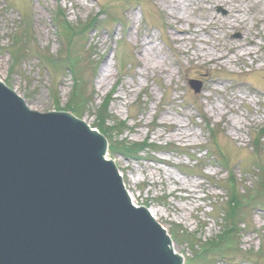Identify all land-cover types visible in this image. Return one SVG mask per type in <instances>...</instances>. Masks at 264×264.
<instances>
[{
	"label": "rangeland",
	"instance_id": "obj_1",
	"mask_svg": "<svg viewBox=\"0 0 264 264\" xmlns=\"http://www.w3.org/2000/svg\"><path fill=\"white\" fill-rule=\"evenodd\" d=\"M62 18L84 31L77 41L66 42ZM90 19L99 26L89 29ZM22 30L27 55L15 62ZM68 59L88 82L77 105L70 68L56 65ZM0 80L34 111L69 112L96 129L123 122L109 144L157 146L108 159L184 264L208 254L230 223L225 187L235 185L243 257L204 264H264V0H0Z\"/></svg>",
	"mask_w": 264,
	"mask_h": 264
},
{
	"label": "water",
	"instance_id": "obj_2",
	"mask_svg": "<svg viewBox=\"0 0 264 264\" xmlns=\"http://www.w3.org/2000/svg\"><path fill=\"white\" fill-rule=\"evenodd\" d=\"M53 111L0 82V264H183L130 202L103 135Z\"/></svg>",
	"mask_w": 264,
	"mask_h": 264
},
{
	"label": "trees",
	"instance_id": "obj_3",
	"mask_svg": "<svg viewBox=\"0 0 264 264\" xmlns=\"http://www.w3.org/2000/svg\"><path fill=\"white\" fill-rule=\"evenodd\" d=\"M62 19L63 20L61 21L57 20L55 22L58 23L57 27L60 28V32L65 37L66 42L69 44L70 43L69 41H71L72 38H74L75 41H77V39L80 37L81 34L84 33V31L83 30L78 31L73 26H70L69 23L64 18ZM97 26H99V23L96 22V20L90 19L88 21L87 27L89 29H93ZM17 38L15 39V41L14 40L12 41V43L14 42V44L18 46V48L14 52L16 55L13 54V58L15 62L18 61L19 54L23 55V57L27 55L26 48H27V43L29 42V35H28L27 30H22L21 33H19L20 39L18 38L17 40ZM56 65H57V68H60L62 70H65V69L68 70V68H70L71 70L70 73L74 80L73 92L71 93L74 104L76 105L77 103L81 104L82 102L88 100L89 97L85 96V93L82 90V87H80L81 84H85V83L81 82L80 73L82 72V70H79L77 62L71 59L70 60L68 59V63L66 61H61V62H57ZM91 72L92 74H94V70H92ZM87 83L88 82H86L85 85H88ZM106 107H107V103L103 104L102 108L100 107L98 109L99 111L97 114V118L101 122L105 120L104 113L106 112L105 110ZM105 117H107V115ZM98 126H99L98 130L103 135H105L107 139H111L110 133L121 132L122 129L125 127L123 122L114 123L113 127L107 126V127L101 128L100 125ZM124 142L125 141H116L113 144H109V150L112 151L113 153H119L123 157L132 158L135 160L137 158V152L145 151L146 148L155 149V146L148 145L145 142L141 144H138V143L137 144H125ZM256 144L257 142H255L254 150L257 149ZM225 188L228 189L227 194L230 197L229 198L230 202L227 203L226 205L227 209H226L225 221L229 219L230 223L229 224L226 223L227 225L224 226L223 231L221 232V235L213 238L211 241L209 240L210 243L208 244H209L210 252L208 254L199 256V254L198 255L195 254L196 252L194 253L195 255L193 258L195 257L197 258L196 259L197 264L209 263V260H208L209 256L211 257L220 256L224 260H227L228 258H230V256L241 254L240 243L238 241V238H239L238 232H239V224L243 223L244 221V219L242 218L244 210L242 209H245V208L242 207V205L240 204V201H243V199L242 197L238 196V193L235 192V185H229L228 183ZM180 231H177V235L180 233ZM172 236L175 237L176 235H174V233L172 232ZM201 252H206V249H201ZM246 253L248 254L247 257H251L250 251ZM193 261L194 259L192 261L190 260L189 263L192 264Z\"/></svg>",
	"mask_w": 264,
	"mask_h": 264
},
{
	"label": "bare ground",
	"instance_id": "obj_4",
	"mask_svg": "<svg viewBox=\"0 0 264 264\" xmlns=\"http://www.w3.org/2000/svg\"><path fill=\"white\" fill-rule=\"evenodd\" d=\"M243 47V48H242ZM235 48V47H234ZM237 48H239V50H241V51H244V50H246L247 48L246 47H244V46H241V48L240 47H237ZM237 48H235V49H237ZM250 54H253L252 52H250V53H248V55H250ZM211 60H214V59H211ZM0 82H3L2 80H0ZM25 104H26V106L27 107H29L28 106V104L25 102ZM29 109H30V107H29ZM32 110V109H31ZM87 126H89L86 122H85V120H82ZM90 128H92V125L91 126H89ZM92 129H95V130H97L96 128H92ZM100 134H102L101 132H99ZM108 152L109 151H106V153H105V155H104V158L107 160V158H108ZM112 152V151H111ZM110 153V152H109ZM113 153V152H112ZM114 154V153H113ZM124 188H125V190H126V192H127V194L126 195H128V197H129V200H130V202L132 203V205L133 206H136V205H134V202H133V196L131 195V193L126 189V187H125V185H124ZM149 212H150V214L152 215V217L155 219V214H154V212L153 211H150L149 210ZM156 220V219H155ZM156 222H157V220H156ZM158 223V222H157ZM160 224V223H159ZM160 226L163 228V230L165 229L161 224H160ZM166 230V229H165ZM167 232V231H166ZM167 234H168V236H169V233L167 232ZM170 237V236H169ZM170 239H171V247H172V250L176 253V254H178L176 251H175V249H174V243L172 242V238L170 237ZM194 254V253H193ZM178 255H180V254H178ZM194 259V261L192 262L193 264H197V261H196V257L195 258H193ZM183 262H184V259H183Z\"/></svg>",
	"mask_w": 264,
	"mask_h": 264
}]
</instances>
